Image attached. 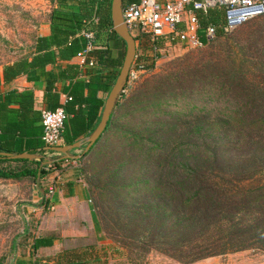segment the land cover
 I'll return each mask as SVG.
<instances>
[{
  "label": "trees",
  "instance_id": "obj_1",
  "mask_svg": "<svg viewBox=\"0 0 264 264\" xmlns=\"http://www.w3.org/2000/svg\"><path fill=\"white\" fill-rule=\"evenodd\" d=\"M49 1L50 34L36 51L56 47L60 59L70 60L91 42L88 56L96 54L94 61L106 65L101 48L120 39L111 0H69L78 12L63 9L65 0ZM139 2L123 0V9ZM223 17L221 8L197 13L202 28L216 31L211 46L170 62L162 74L122 94L87 152L121 118L115 130L126 142V163L112 171L104 187L107 205L99 198L95 211L105 233L123 248L190 264L242 251L264 253V16L230 33L224 32ZM131 35L139 42L133 67L142 64L149 74L154 58L145 54L169 42ZM118 74H96L90 84L109 92ZM56 164L61 162L50 167ZM43 169L39 162L0 155V180H28L48 206ZM39 245L35 240L32 254Z\"/></svg>",
  "mask_w": 264,
  "mask_h": 264
},
{
  "label": "crops",
  "instance_id": "obj_2",
  "mask_svg": "<svg viewBox=\"0 0 264 264\" xmlns=\"http://www.w3.org/2000/svg\"><path fill=\"white\" fill-rule=\"evenodd\" d=\"M61 7L79 11L78 5L69 0L62 2ZM49 34L50 25L46 20L41 34L31 40L26 52L0 64V149L4 150L1 152L13 156L22 153L36 156L37 159L31 161L39 162L40 166L44 164V189L54 188L48 206L42 201L41 192L33 190L31 207H26L25 213L31 228L22 232L13 248H28V256L19 260H28L30 264H104L98 250L101 248L99 223L81 179L80 160L63 159L57 153L46 151L41 139L42 112L64 107L66 120L60 146L89 136L100 122L110 92L104 88L96 90L97 85L90 84V80L96 74L114 76L119 72L121 67L117 65L122 66L126 47L121 39H110L107 46L101 48L102 52L106 51L103 54L105 61L108 58L106 65L94 61L96 54L85 60L78 56L62 60L56 47L36 51L40 44L47 43L41 40H47ZM81 150L83 148L72 150L69 155L80 158ZM51 156L59 157L53 162L61 164L51 168L52 164L46 161ZM35 219H42V227L33 228ZM89 237L93 238L90 242ZM35 240L40 245L32 254L29 248H34ZM254 256L249 251H242L192 264H259L254 261Z\"/></svg>",
  "mask_w": 264,
  "mask_h": 264
},
{
  "label": "rangeland",
  "instance_id": "obj_3",
  "mask_svg": "<svg viewBox=\"0 0 264 264\" xmlns=\"http://www.w3.org/2000/svg\"><path fill=\"white\" fill-rule=\"evenodd\" d=\"M51 9L52 5L49 0H0V63L26 52L30 47L31 40L41 34L42 26ZM210 46L211 44L202 49L189 51L182 49L178 44H167L161 54H158L160 58L154 70L142 77L137 84L153 75L162 74L170 62L185 54L207 50ZM145 55L151 59L156 56L154 50L147 51ZM171 109H175V107ZM122 123L121 118L117 120L112 129L89 153H84V150L80 151L78 168L81 179L89 192L94 215L99 223L100 261L104 264H190L187 263V260L178 261L158 252L146 253L142 248H123L109 238L101 225L95 206L97 202L99 203V198L100 203L107 205L108 197L104 187L108 183L112 171L121 162L126 163L127 145L121 133L115 130L116 126ZM57 158L59 157L51 156L46 161L53 162ZM30 187V182L25 179L0 180V264H16V260L28 256V248L14 250L13 246L22 232L31 228L30 221L25 218L26 207H31L30 194L32 191ZM42 224V219H35L33 228L42 227ZM92 239L89 237L88 242ZM249 252L255 255L254 261L264 264V253L254 250H249Z\"/></svg>",
  "mask_w": 264,
  "mask_h": 264
},
{
  "label": "built area",
  "instance_id": "obj_4",
  "mask_svg": "<svg viewBox=\"0 0 264 264\" xmlns=\"http://www.w3.org/2000/svg\"><path fill=\"white\" fill-rule=\"evenodd\" d=\"M221 8L224 10L223 29L230 33L245 23L264 16V0H140L123 9L122 17L130 34H142L153 39L164 38L167 44H180L186 50L202 49L211 43L216 31L214 27L202 28L197 13L206 14L209 10ZM86 38L92 40V34ZM92 50L91 42L78 55L86 59ZM155 55L161 52L154 49ZM90 64L92 62L90 61ZM134 64V63H133ZM157 57H154V66ZM147 69L142 64L131 67L126 86L122 94L128 91L147 75ZM66 112L63 106L54 111L42 112V142L47 147H58L63 141V131ZM54 193V188L48 189V198Z\"/></svg>",
  "mask_w": 264,
  "mask_h": 264
},
{
  "label": "water",
  "instance_id": "obj_5",
  "mask_svg": "<svg viewBox=\"0 0 264 264\" xmlns=\"http://www.w3.org/2000/svg\"><path fill=\"white\" fill-rule=\"evenodd\" d=\"M122 12H123V0H112L111 21H112L113 31L125 43L126 50H125V57L121 69L119 71V74L117 76V79L115 80V83L112 86L108 94V97L106 99L99 124L89 136L83 138L82 140L67 146L46 148V151L57 153L61 155L62 156L61 158L63 159L65 158V159L78 160L79 156H70L69 152L75 149L83 148L84 153H87L96 144L98 139L104 133L107 124L109 122V119L111 117V114L114 111L115 106L124 91V88L127 83L129 71L134 63L137 52L136 42L134 40V37L130 34L127 26L124 24ZM0 155L12 159H27V160L37 159L36 156L26 153L14 155V156L6 153H2ZM48 163L52 164L53 162L48 161ZM43 165L44 164H41V167Z\"/></svg>",
  "mask_w": 264,
  "mask_h": 264
}]
</instances>
